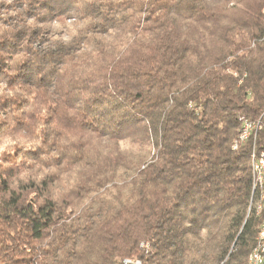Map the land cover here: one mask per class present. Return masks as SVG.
<instances>
[{
	"label": "trees",
	"instance_id": "obj_1",
	"mask_svg": "<svg viewBox=\"0 0 264 264\" xmlns=\"http://www.w3.org/2000/svg\"><path fill=\"white\" fill-rule=\"evenodd\" d=\"M240 117L264 0H0V264H246Z\"/></svg>",
	"mask_w": 264,
	"mask_h": 264
},
{
	"label": "built area",
	"instance_id": "obj_2",
	"mask_svg": "<svg viewBox=\"0 0 264 264\" xmlns=\"http://www.w3.org/2000/svg\"><path fill=\"white\" fill-rule=\"evenodd\" d=\"M240 129L238 138L233 150H236L239 144L246 142L251 143V150L249 153V164L251 170V203L257 191H260L264 186V150H258L256 146L257 135L264 129V120L260 117L254 120L245 117L239 118ZM264 201V193L260 191L259 201L256 204V211L262 209V202ZM115 264H143L137 258H124L114 261ZM246 264H264V220L260 223L255 237V245L248 254Z\"/></svg>",
	"mask_w": 264,
	"mask_h": 264
},
{
	"label": "rangeland",
	"instance_id": "obj_3",
	"mask_svg": "<svg viewBox=\"0 0 264 264\" xmlns=\"http://www.w3.org/2000/svg\"><path fill=\"white\" fill-rule=\"evenodd\" d=\"M3 144V142L2 143H0V155L1 154H3L4 152H6L7 150H10V148H11V143L9 142V144L8 145H2ZM9 152V151H8ZM130 258H132V257H130Z\"/></svg>",
	"mask_w": 264,
	"mask_h": 264
}]
</instances>
